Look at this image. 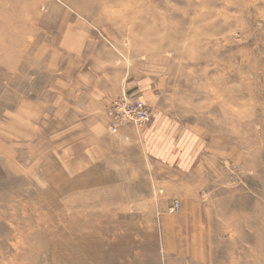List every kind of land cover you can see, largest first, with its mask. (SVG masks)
I'll return each instance as SVG.
<instances>
[{
  "label": "rangeland",
  "instance_id": "374dc122",
  "mask_svg": "<svg viewBox=\"0 0 264 264\" xmlns=\"http://www.w3.org/2000/svg\"><path fill=\"white\" fill-rule=\"evenodd\" d=\"M0 264H264V0H0Z\"/></svg>",
  "mask_w": 264,
  "mask_h": 264
},
{
  "label": "built area",
  "instance_id": "2783aa9c",
  "mask_svg": "<svg viewBox=\"0 0 264 264\" xmlns=\"http://www.w3.org/2000/svg\"><path fill=\"white\" fill-rule=\"evenodd\" d=\"M109 116L112 118L110 123V132L115 134L117 132V122L128 123L133 125L135 128L141 129L147 126L150 121L149 108L141 101L136 99H129L126 97L117 98L110 107ZM180 205L177 201H173L167 212L173 214L177 212Z\"/></svg>",
  "mask_w": 264,
  "mask_h": 264
},
{
  "label": "crops",
  "instance_id": "0c3cea01",
  "mask_svg": "<svg viewBox=\"0 0 264 264\" xmlns=\"http://www.w3.org/2000/svg\"><path fill=\"white\" fill-rule=\"evenodd\" d=\"M126 140H128V138H125Z\"/></svg>",
  "mask_w": 264,
  "mask_h": 264
}]
</instances>
